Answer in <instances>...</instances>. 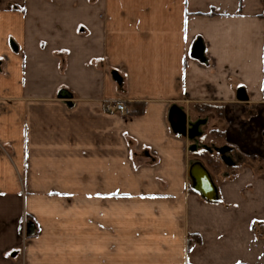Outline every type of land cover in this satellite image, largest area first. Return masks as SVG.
<instances>
[{"label":"crops","instance_id":"obj_1","mask_svg":"<svg viewBox=\"0 0 264 264\" xmlns=\"http://www.w3.org/2000/svg\"><path fill=\"white\" fill-rule=\"evenodd\" d=\"M0 264H264V0H0Z\"/></svg>","mask_w":264,"mask_h":264},{"label":"water","instance_id":"obj_2","mask_svg":"<svg viewBox=\"0 0 264 264\" xmlns=\"http://www.w3.org/2000/svg\"><path fill=\"white\" fill-rule=\"evenodd\" d=\"M67 92L62 90L59 93L60 97H67ZM174 124L177 127V130L184 132L183 121L181 117L177 115L174 118ZM189 176L192 182V187L199 192V194L207 199V200H214L217 197V192L215 185L213 184L211 177L206 170V168L199 162H193L189 167ZM33 233V225L31 223L28 224L27 227V234L30 235Z\"/></svg>","mask_w":264,"mask_h":264},{"label":"rangeland","instance_id":"obj_3","mask_svg":"<svg viewBox=\"0 0 264 264\" xmlns=\"http://www.w3.org/2000/svg\"><path fill=\"white\" fill-rule=\"evenodd\" d=\"M209 110H212L211 108H206V110L205 111H209ZM213 112H214V114L216 113V111H214L213 110ZM204 140H206V139H203V138H201L200 139V141L198 142V151H200V152H202L201 153V155H197L198 156V159H200L201 161H200V163L204 166V164H205V161H206V153H204V152H206V150L207 151H211V148H210V146H208V145H204V144H202L201 142H204ZM216 141H218V140H216ZM220 141V140H219ZM213 151V150H212ZM229 152V151H228Z\"/></svg>","mask_w":264,"mask_h":264},{"label":"built area","instance_id":"obj_4","mask_svg":"<svg viewBox=\"0 0 264 264\" xmlns=\"http://www.w3.org/2000/svg\"><path fill=\"white\" fill-rule=\"evenodd\" d=\"M108 110H116L121 114H127L128 113V107L126 103L122 100H116L112 101L107 105Z\"/></svg>","mask_w":264,"mask_h":264}]
</instances>
